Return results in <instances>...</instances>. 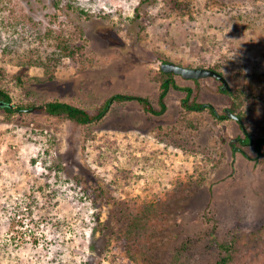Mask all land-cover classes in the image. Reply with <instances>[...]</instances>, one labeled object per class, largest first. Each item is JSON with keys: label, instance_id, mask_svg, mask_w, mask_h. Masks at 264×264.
I'll use <instances>...</instances> for the list:
<instances>
[{"label": "rangeland", "instance_id": "rangeland-1", "mask_svg": "<svg viewBox=\"0 0 264 264\" xmlns=\"http://www.w3.org/2000/svg\"><path fill=\"white\" fill-rule=\"evenodd\" d=\"M139 2L0 0V87L12 106L59 100L96 113L119 94L158 110L163 61L218 66L227 88L247 86L232 77L240 70L259 85L246 106L251 135L264 138V0H156L133 22ZM61 38L89 61L63 57ZM48 58L47 73L33 65ZM26 71L46 81L16 85ZM174 80L219 115L229 109L212 77ZM183 97L170 89L160 116L115 102L88 126L0 111V264H215L228 242L237 264H264V145L232 154L237 123L186 113ZM93 189L105 191L97 202ZM143 205L157 211L153 233L131 259L115 233L126 207Z\"/></svg>", "mask_w": 264, "mask_h": 264}, {"label": "trees", "instance_id": "trees-1", "mask_svg": "<svg viewBox=\"0 0 264 264\" xmlns=\"http://www.w3.org/2000/svg\"><path fill=\"white\" fill-rule=\"evenodd\" d=\"M156 0H140L139 6L134 9L135 17L133 22H136L140 19V8L142 7H152ZM55 6L58 8L59 4L55 3ZM68 10H71L73 7L71 5H67ZM76 11V10H75ZM78 14L84 16V12L79 11ZM57 49L62 53L63 57L68 58L70 61H76L78 58L80 60L89 61L84 57V48L81 46L73 47L70 46L66 38H61L57 44ZM196 51H200L197 48ZM52 59H47L45 62L42 60L36 61L33 63L34 66L42 68L45 73L48 72V67ZM26 68L27 65H23L21 68ZM169 67L173 68H182L180 66H174L172 63L168 61H163L158 74L153 81L158 84L159 94H158V106L159 109L155 110L147 98L143 97H133V96H123V95H113L109 97L102 104L100 109L96 113H91L87 109L80 108L78 106L73 105L72 103L62 102L59 100H51L40 105H27V106H12L8 107L7 105H12L10 95L0 87V102L4 103L5 106L0 107V111L7 117V119H12L14 115H29V114H42L50 119L56 120L58 122L68 121L76 125L80 126H88L95 122H99L105 116V113L109 109L112 103H124L128 101H136L141 105L142 109L146 113H150L155 116H160L166 110L165 99L167 97L170 89L178 92H182L184 97L180 100V106L186 113H202L205 110L209 112V114L215 120H228L226 110L222 115H219L217 111L209 104H205L199 101L198 96L193 94V88L191 86L180 87L176 84L174 77L181 76L178 73H175L173 70H169ZM190 69V68H188ZM208 71H212L218 74L221 78H227L220 70L218 66L209 67ZM232 73V72H231ZM3 74V71L0 69V75ZM182 77V76H181ZM232 77L245 81L247 86L240 85L236 88L229 87L223 88V84L220 80L213 78L215 81L220 83L218 88V92L221 95H224L229 102V113L235 115L240 120L241 124L235 121L238 125V128L241 132L242 137L236 138V141L231 142V153H240L244 158L249 159L245 153H243L240 149L237 148L239 146H252L254 151L258 156L261 155L260 146L264 145V138L258 137L254 139L249 131L248 118L249 112L247 103L255 97L253 93V88H251L254 79L252 76L246 75L243 70H240L238 73L233 72ZM193 82L194 85L198 84L199 78H185ZM13 81L16 85L20 86L25 84V82H32L34 84H42L46 81L44 78H32L26 72L22 74L15 75L13 77ZM257 90L259 89V85H256ZM248 88V89H247ZM247 107V108H246ZM233 120V119H232ZM123 182L122 188L129 185V176L127 174L121 178ZM121 182V183H122ZM116 185V181H114ZM93 193L95 202L100 200L105 195V191L103 189L91 191ZM154 214L156 216L157 211L153 205H143L139 210L135 211L131 209L129 206L126 207V212L124 213L122 223L123 227L120 228L115 234L117 235V239L124 243L123 249L127 252L129 257L133 259V252L131 250L132 244H142L143 248L147 247L146 239L149 235H152L153 228L151 226V217ZM217 248L220 252V257L215 264H237L235 262L234 256L232 254L233 250V242L228 243H217ZM5 248L0 247V253Z\"/></svg>", "mask_w": 264, "mask_h": 264}, {"label": "water", "instance_id": "water-1", "mask_svg": "<svg viewBox=\"0 0 264 264\" xmlns=\"http://www.w3.org/2000/svg\"><path fill=\"white\" fill-rule=\"evenodd\" d=\"M168 69L173 70L175 73H178L185 78L213 77V78H216L222 82L223 88H227L226 83L224 82L223 78H221L218 74H216L212 71L203 70V69L194 70V69L173 68V67H169ZM3 106H5V104L0 102V107H3ZM7 106L12 107V105H7ZM226 114H227V117L229 119H233V120H235L241 124L238 117L230 114L228 110H226Z\"/></svg>", "mask_w": 264, "mask_h": 264}]
</instances>
